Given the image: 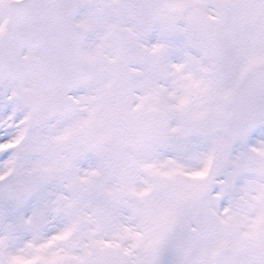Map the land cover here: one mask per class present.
Segmentation results:
<instances>
[{
    "label": "snow or ice",
    "instance_id": "1",
    "mask_svg": "<svg viewBox=\"0 0 264 264\" xmlns=\"http://www.w3.org/2000/svg\"><path fill=\"white\" fill-rule=\"evenodd\" d=\"M0 264H264V0H0Z\"/></svg>",
    "mask_w": 264,
    "mask_h": 264
}]
</instances>
